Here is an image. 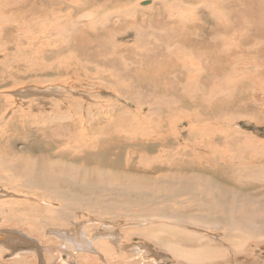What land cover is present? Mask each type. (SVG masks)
<instances>
[{
	"label": "rangeland",
	"instance_id": "1",
	"mask_svg": "<svg viewBox=\"0 0 264 264\" xmlns=\"http://www.w3.org/2000/svg\"><path fill=\"white\" fill-rule=\"evenodd\" d=\"M72 1L77 2L78 0H71L69 4H72ZM87 1L88 5L77 3V6H81L82 10H86L85 12L93 11V13L89 14V19H82L78 23H76L79 20L76 18L78 13L70 14L67 17L73 10L69 4L63 10H55V12H51L52 9L47 4H42L41 1L35 3L34 7L31 4H26V7H23V3H18V0H15L12 4L0 8V128L4 126L6 132V135L0 138V145L8 146L4 150L7 157L18 153L25 156L31 154L30 156L34 157H47L48 155L55 158L56 149L52 148L47 152L45 150L44 145L48 139V134L40 133L51 126L47 125L48 121L54 125L51 116L61 110L70 113H67L70 119L65 121L63 125L69 131L66 130L62 135L74 136L78 130L77 135L81 134L82 136L92 137L94 136V132L90 130L88 125H81L82 121H86L91 116L97 117L99 114L111 115L113 112L116 114V125L122 123V125L126 126L127 131L124 133H127V136H133L136 139L139 137L137 136L139 133L149 134L155 132L156 134L161 128V125L160 128L159 126L156 128L157 122L164 121V118L171 114L170 107L172 103L179 104L178 101L183 99L180 97L182 91L179 90L192 87L190 86L191 84L188 85L189 82L187 84L182 83H186L188 80L187 76H193V88L185 94L183 103L174 108V110L179 111L180 115V120L179 118L174 120L176 121V125L171 124L170 132L174 134L171 135L174 136V139L170 140L167 145L163 144L165 137H163V140L157 141V145L149 142L146 144L148 155L149 151L152 152L150 153L152 156L153 151L157 154L161 150H176L178 148L181 151L193 153L205 146L213 147L210 150L228 149L230 153H234L235 155H238L239 151H241V154L254 155L250 151L251 142L257 144L259 149L264 150V0H210L207 4L217 9L216 13L218 14L213 19L210 18L207 12L205 14L202 9H200L198 18L194 16L192 10L197 7L196 0H166L167 5H170L169 3L178 5L180 2L184 5L186 3L194 5L191 6L192 8L194 7L193 9L179 7L180 9L174 8L170 11H166L164 6L155 3L160 0H134L130 5L134 4L136 6L133 8L137 9L135 14L133 11L124 10L128 8L126 4L122 6L116 5H120L124 0ZM76 2L73 4H76ZM201 7H204V4H201ZM206 11L208 10L206 9ZM158 12L162 14L167 12L173 18L172 20H182L184 23L176 22V24L172 21L169 27H160L159 31L162 35L154 36L160 44L154 45L155 47L150 46V52L157 53L152 54L150 57L145 56V60L142 57L138 58V60L125 59L124 63L126 64L122 66L117 61L119 60L117 57L120 58L123 55L131 57V52H142V47L140 46L141 37L138 35V32H135L134 28L138 26L139 30L145 31L148 29L147 31H149L148 25L151 24V20L156 19ZM58 14L63 17L62 20L64 19L67 22L69 18L70 26H76V30L71 28V31L67 35L63 34L65 30L62 32V28H59V24L53 19V16L59 18ZM108 16L110 18L105 19ZM4 18L5 21H3ZM6 21L12 26L9 30L5 29L7 25ZM74 23L76 24L73 25ZM135 24L136 26H134ZM152 25L155 24L152 23ZM4 30H6L5 33ZM211 30L213 32L209 35ZM154 37L152 36L147 41L153 43ZM194 47L198 48L199 54ZM145 50L146 47L143 48V51ZM166 56H170L171 60L176 62L170 69L177 70L176 65H178L183 74L182 77L180 75L178 78V82L181 83L180 89L178 88V83H173L164 76V73L168 72L167 67L163 66L166 62L164 59ZM203 57L208 59L206 69H208L210 64L216 67L217 64L226 63V72L223 73L219 69L218 74H214V76L210 74L211 77L208 80L213 82V84L205 88L203 87L205 85L202 86L203 66L201 61H203ZM108 59L109 61H107ZM183 63L187 65L182 66L181 64ZM215 67L212 68L217 70V67ZM124 68H129L133 73H139L141 79L148 83L150 88L146 90L141 87L143 92L139 88H132L131 81L134 79L127 74H120V72L124 71ZM105 75L117 79L114 87L108 89L105 82L103 85ZM173 75L179 76V73L174 72ZM173 91L177 93L175 97L172 94ZM131 92L133 94H130ZM159 100L170 104V106L159 107L157 104ZM134 102H138L136 106ZM199 109H203L204 111L203 120L201 121L205 123L202 125L197 120L195 121L196 124H193L194 122L192 123L188 117L191 113L193 117L197 118ZM122 111L129 113V115H124ZM129 116L131 118L133 116L136 123L130 121ZM1 118L3 121L4 119L8 121L6 126V121L3 122ZM105 119L104 121H107ZM76 123H78V128L73 127ZM193 125L197 133L191 134L193 132ZM96 127L98 128L97 124ZM136 127L137 130H135ZM204 127L209 128L208 130H204L206 134L202 130ZM186 130H189L188 133ZM217 131L227 133V137L230 139L242 133L238 140H245L246 144H243L244 146L241 147V143L231 140L223 143L221 138L224 135L220 136V134L216 133ZM162 134L165 135L166 133L162 132ZM114 138L119 137L114 136ZM136 146L140 145H133V147ZM253 149H257L255 145H253ZM117 151L118 147L112 148V158L115 157L114 155ZM128 151H134L130 152V154L138 157L141 149H128ZM118 154H121V152L118 151ZM64 156L66 155L64 154ZM66 157L63 159L68 162H73L77 165H88L89 168L95 167V165L89 163V160H94V157L90 154L83 152L80 157L74 155ZM246 157L251 158L249 156H245L244 158ZM98 164V166L107 171L110 167H114L111 166L112 164L109 166L106 163ZM140 164L141 166H139V163H135L134 160H130L129 167L133 171L138 170L140 167L151 168L150 172H154L157 169L149 165L148 161L144 159L140 161ZM225 168L227 169L223 164H220L217 169L218 176L223 175ZM257 168L258 166L254 169ZM194 170L192 168V171ZM133 171L127 170V173L135 175L146 173ZM188 171H191V169ZM1 172L0 176H3L4 172ZM72 174L78 176L77 173ZM161 174L167 173L163 172L158 175ZM5 176H3V182L2 180L0 181V188L3 187L2 189L7 192L11 191V197L8 196L6 199L4 198L5 200H0L1 202L12 201V199L18 196L15 190L10 187L11 183L14 185L16 183L8 181V179H5ZM6 182H10V185ZM153 185L156 187L155 184ZM147 190L157 194L160 192V189L147 188ZM261 190L263 191L261 192ZM167 191L169 190L167 189ZM241 192L244 196H249L250 199L257 198V201L259 199V202L263 201L264 203V181L254 187L248 186L242 189ZM225 193L226 191L217 192L216 195L223 196ZM102 196H108V199L112 197L110 193ZM125 201L126 199H119L120 203H126ZM12 202L7 203L9 205L16 204ZM175 202H172V205L169 206L172 212L171 217H174L179 209V204ZM27 206V204H21L19 206L20 212L28 210ZM145 206L139 207L136 205L134 211L136 210L135 212L139 215L141 213L138 212L146 209H158L160 211L158 212L162 214L167 210L165 207L162 208L161 205H158V208H152L149 205ZM21 207L22 209H20ZM80 208L78 206V210L84 212ZM119 210L118 213H120L117 217L120 220H127L132 212L130 210L129 213L127 209L123 210V208ZM33 212V215L42 213L38 210ZM100 212H103V209ZM110 215L115 216L114 214ZM79 216L82 217L79 218L82 220L89 218L86 214L85 216ZM165 219L167 220H164L162 223L166 221L167 223H164L166 225L176 223L174 222L176 220H171L170 216ZM153 221L157 222L158 220ZM251 221L256 222V219L252 211H249L248 218L241 220L242 227L240 230L244 234L240 238V241L236 242L237 238L233 236V233L228 238L223 234L226 230H232L229 227L232 222L226 220V211L222 212L219 210L211 218L198 223V229L189 230L194 232V241L189 242L188 238H182V243L178 244L171 240L172 237L166 233L161 232L159 234V232H156V235L151 236L154 240L159 237L161 245H155L156 241H152V244L149 243L145 246L150 249H148L147 253L141 254L139 258L137 256L133 257L138 258L139 264H211L210 262L215 261L217 257L232 252L235 256L225 263L221 262L222 264H243L244 261L249 262L250 258H252V261H250L252 264H264V235L263 241L261 239L258 241L259 233L260 231H264V228L258 231V238H255L254 242L251 243L252 245L248 244L252 239H243L246 236H250L249 233L252 236L256 234V227L251 226ZM102 223L90 225L87 228L89 230H100L102 226L108 224L111 229L118 230V233L121 230L125 231L128 229V231H131L133 228H136L135 226L132 228L131 224L130 226H123L124 224L122 223H118L117 225H112L108 221ZM12 226H9L11 229L8 227H4V229L0 227V229L5 231L15 229L16 231H22V229L18 227L13 228ZM123 234L126 235L125 232ZM23 235L35 241L42 248L51 246L53 241L49 240L50 237L56 238L53 232L45 233L42 237L33 236L28 233ZM221 237L223 238L221 239ZM46 240L49 241L46 242ZM225 241L226 243H224ZM144 242L146 241L142 238L136 237L131 239L129 245L136 246ZM228 245L231 246V251L226 249ZM235 245L238 247V250L245 248L244 251H237ZM249 251H253L252 255ZM11 257L7 256L2 260H12L10 259ZM260 257L263 258L261 259Z\"/></svg>",
	"mask_w": 264,
	"mask_h": 264
},
{
	"label": "bare ground",
	"instance_id": "2",
	"mask_svg": "<svg viewBox=\"0 0 264 264\" xmlns=\"http://www.w3.org/2000/svg\"><path fill=\"white\" fill-rule=\"evenodd\" d=\"M14 1L15 0H0V8L2 6H8ZM39 1H41L42 4H47L52 9L51 12H55V10H63L71 0H18V3H23V7H26V4H31L32 7H34L35 3ZM133 1L134 0H124L122 3H120V5H116L122 6L123 4H126L128 8L125 7L127 9L124 10L133 11L135 14L137 9L133 8L136 6L134 4L130 5ZM209 1L210 0L195 1L197 7H193L194 10H192L195 17L198 16L200 9H202L205 14L207 12V14L210 15V18L212 19L213 17L218 15L216 13L217 9L207 4ZM77 3L88 5V1L78 0L76 4H69V6L73 8V10L67 15V17H69L70 14L78 13V16H76V18H78L79 20L76 23H78L82 19H89V14L93 13V11L85 12L86 10H82L81 6H77ZM155 3L164 6L166 11H170L174 8L178 9L179 7L191 9V6H194L193 4L191 5V3H186L184 5L182 2H180V4L178 5L173 3H169L170 5H167L168 3L166 4V0L156 1ZM201 4H204V7H201ZM206 9L208 11H206ZM159 12L156 16V19L151 20V24L148 25V28H150L149 31H147L148 29L145 31L139 30L138 26L137 28H134L135 32H138V35L141 37L140 46L142 47V52H131V57H125V55L120 58L117 57V59H119L117 61L122 66L126 64L124 63L125 59L138 60V58L142 57L145 60V56L150 57L152 54L157 53L150 52V46L155 47L154 45L157 46V44H160L154 37L156 35H162L159 31L160 27H169V25L172 24V21L173 23H184V21L182 20H172L173 18H171L167 14V12L165 14ZM84 14L88 15L85 16ZM58 17L59 18L53 16V19L57 22V24H59V28H62V32L65 30V33L63 34L67 35L71 31V28L73 30H76V26H70L69 18L67 19V22L64 19L62 20L63 17L61 15L58 14ZM109 18L110 16L106 17L105 19ZM3 21H5V18ZM6 23L7 25L5 29H11L12 26L9 25L8 21H6ZM76 23H74L73 25H75ZM152 23H154L155 25H152ZM134 26H136V24ZM6 30H4V33ZM212 32L213 30H211V33L209 35H211ZM152 36L154 37V42L150 43L147 41V39H150ZM144 47H146L145 51H143ZM194 49L199 54L198 48L194 47ZM164 59L166 60L165 65H163V63L161 64L164 67H167L168 70V72L164 73V76L170 79V81H172L173 83H178V88L180 89L181 83L178 82V78L180 77V75L182 77L183 74L179 66L176 65L177 70L170 69L171 66L176 62L174 60H171L170 56H166ZM202 60V86L205 85L203 86L205 88L206 86L208 87L213 84V82L209 81L208 78L214 76V74H218L219 69L223 71V73L226 72V63L221 65L217 64V70L212 68L215 67V65L212 64H210L208 69H206V63L208 62V59L203 57ZM107 61H109V59ZM181 65L184 66L187 64L183 63ZM129 68L131 69V67ZM129 68H124V71L120 72V74H127L134 79L131 81L132 88H139L140 91H142V87L143 89L148 90L150 88L149 84L141 79L139 73H133ZM174 72H178L179 76L173 75ZM106 77L103 78V85L105 82V85L108 86V89L114 87V83L117 82V79L112 78L111 76ZM187 79L188 80L186 81V83H182L187 84V82H189L188 85L191 84L190 86L192 87H186L187 89L184 88L179 90L182 91V93L180 92V97L183 99L178 101L179 104L172 103L170 107L172 111L171 114L166 116L164 118V121L157 122L156 128H158V126L160 128V125L161 128L157 131L158 133L156 134L155 132L149 134L139 133L138 135L136 134L137 136H139L136 139L133 136H127L128 134L124 133L127 131L126 126L122 125V123L116 125V114L115 112H113L111 115L99 114L97 115V117L91 116L88 117L86 121H82L81 125H88L90 130L94 132V136L92 137L82 136L81 134L77 135L78 130L77 132H75L74 136H67L66 134L62 135L66 130H68L63 125L65 121H68L70 119V117L67 114L69 112L61 110L51 116L54 125H52V123L48 121L47 125L49 124L51 126L46 128L45 131H42L41 133L39 132L40 134H48V139L46 140V144L44 145L45 150L47 152L49 149H56L55 158L48 155L47 157H34L30 156L31 154H28L26 156L18 153L13 154L15 153L14 151L12 153L13 156L7 157L4 150L8 146L0 145V171H2L1 173L4 172L3 176L6 175L5 179H8V181L10 182L16 183L15 185L11 183L10 187L15 190L16 194H18L16 198L12 199L13 202L10 200L7 201L9 203L12 202L16 204L9 205V203L7 202L0 201V227L4 229V227L9 228V226L13 225V228L18 227L23 231H16V229L5 231L0 229V264H4V262L5 264H139V256L148 252L149 248L145 247L146 244H152V241H156L154 243L155 245H161L160 238L158 237L154 240L151 235H156V232H159V234L163 232L172 237L171 240L178 244L182 243V238H188V241L192 242L195 239L194 232H191L189 230L198 229V223L204 222L207 219L211 218L219 210L222 212L226 211V220L228 222H232V224L229 225L232 230H226L223 234H225V236L228 238L230 237V234L233 233V236L237 238L236 242L240 241V238L244 234H242V230H240L242 227L241 220H246L248 218V212L252 211L256 222L251 221V226L256 227V234L255 236H252V234L249 233L250 236L245 235L246 237L243 239H252L248 242V244L254 242L255 238H258V231L264 228V203L262 200V202H259V199L257 201V198L250 199L249 196H244L241 190L248 186H257L259 183H262L264 181V150L259 149L257 147V144L251 142L250 145V151L254 155H245L244 153L241 154V151H239L238 155H235L234 153H230L228 149L210 150L213 147L210 148L206 146V148L203 147L200 150L196 149L197 151H194L193 153H191L190 151H181L180 148L176 150L170 149L171 151L160 149V153L158 152L157 154L155 153V151H153L152 156L150 154L152 153L151 151H149V155L147 153L146 144H148L149 142H152L153 145H157V141H161L163 140V137H165L163 144L167 145L170 140L174 139V136H171L174 134L170 132L171 124L176 125V121H174L176 118H179L180 120L179 111L174 110V108L176 106H180V104L183 103L182 101L184 100L185 94L193 88V76H187ZM176 91L178 92V90ZM130 94L133 93L131 92ZM172 94L174 95V97L177 95V93L174 91L172 92ZM134 103L136 106V103L138 102ZM157 104L159 107L170 106V104L163 103L160 100L157 102ZM122 113L126 116L129 115V113L125 111H122ZM203 116V109H199L197 112V118L193 117L191 113L188 117L192 123L194 122L193 124H196L195 121L197 120L198 123L202 125L205 123L201 121L203 120ZM129 118L130 121L136 123L133 116V119L131 118V116H129ZM104 119L107 121H104ZM4 121H6V124L4 123L6 126L8 124V121L5 119ZM96 124L98 125V128L96 127ZM73 127L78 128V123L73 125ZM195 129L196 128H194L193 125V132L191 134H194ZM208 129L209 128L207 127L202 128L203 131ZM135 130H137V127ZM188 131L189 130H186L187 133ZM162 132H165L166 134L164 135L162 134ZM205 132L206 131H204V133ZM216 133L220 134V136L224 135V137L221 138V141L223 143H227L231 140L233 142L237 141L241 143V147L246 144L245 140H238L242 133H239L240 135L238 134L239 136L237 137L233 136L231 139L227 137V133H221L220 131H217ZM4 135H6V132L3 126V128H0V138L4 137ZM114 136H117L119 138H114ZM135 144L140 146L133 147V145ZM253 145H255L257 149H253ZM116 147H118V151L121 152V154H118L117 151V153L114 155L115 157L112 158L113 155L111 153V150L112 148ZM137 148L141 149L138 157L136 155L130 154L131 151H128V149L134 150ZM83 152L94 157V160H89V163L95 165L94 168H89L88 165H77L73 162H68L63 159L67 158L66 156L69 155L80 157L81 153ZM64 154L66 156H64ZM245 156H249L251 158H244ZM142 159L147 160L149 165L154 166L157 169H154V172H150L151 168L140 167L141 169L139 168L138 170L133 171L129 167L130 160H134L135 163H139V166H141L140 161ZM98 163H106L108 166L112 164L111 166L114 167H110V169L107 171L98 166ZM220 164H223L225 167H227V169L225 168V172L223 173V175L218 176L217 169ZM256 166H258V168L254 169ZM192 168H194L195 170L192 171ZM189 169H191V171H188ZM127 170L146 173H142V175H135L132 173H127ZM163 172H166L167 174L158 175L159 173ZM214 172L215 174H213ZM72 173H77L78 176H75ZM3 176H0V181L2 180V182L4 180ZM153 184H155L156 187H154ZM2 188H0V200L4 198L6 199V197L10 196L11 192L10 190V192H7ZM147 188L160 189V192L159 194H157L152 191V193L147 190ZM167 189L169 191H167ZM222 191H226L223 196L216 195L217 192ZM262 191L263 190H261V192ZM109 193L112 195V197L109 199L107 198L108 196H102ZM11 194L14 196L13 193ZM116 196L119 197L116 198ZM120 198L126 199V203H120ZM172 202L179 204V209L177 210L176 215L174 214V217H171L172 212L170 211L171 209L169 207L170 205H172ZM21 204H27L28 210L20 212L21 210H19V206H21ZM136 205L139 207H143V205H149L152 208L161 205L162 208L165 207L167 210L165 212L163 211L164 214H162L159 213L160 211L158 209H146L142 212H138L141 214L137 215V213L135 212L136 210L134 211ZM78 206H80L84 212H82V210H78ZM121 208H123V210L127 209L129 213L130 210H132V212L130 213V217L128 218L127 216V220H125L124 218V220H120L117 217L120 213H118V211H120L119 209ZM20 209H22V207ZM102 209L103 212H100ZM35 210H38L42 213H36V215H33V211ZM85 214L89 218H85L86 220L79 219L82 218L79 215L85 216ZM110 214H114L115 216H111ZM169 216L171 220H176L174 221L176 223L173 222L174 224L170 223L167 225L164 224L166 221L162 223L164 220H167L165 218ZM153 220L158 221L155 222ZM105 221H108V223L112 225L122 223L124 224L123 226H130L131 224L132 228L133 226H135L137 229H130L131 231H128V229H124L125 231L121 230V232L118 233V230L111 229L108 224L102 226L100 230H89L87 228V226L100 224ZM93 222L94 224H92ZM48 232H53L56 238L53 239L52 237H50L49 240H52L53 243L51 244V246L44 248L40 247L35 243V241L23 235L28 233L33 236L42 237L45 233ZM123 232H125L126 235H124ZM263 235L264 231H260L258 241L260 239L263 241ZM136 237H140L146 242L136 246L129 245L131 239ZM222 238L223 237H221V239ZM49 240H46V242H48ZM224 243H226V241ZM235 247L237 251L240 252H243L245 249L242 248L241 250H238V247L236 245ZM164 248L166 247L164 246ZM226 249L228 251H231L230 249L232 248L230 245H228ZM43 252L45 253L44 255ZM252 253L253 251L250 252L251 255ZM7 256H12L10 258L12 260L4 259L3 261L2 259ZM133 256H137L138 258H134ZM234 256L235 254L230 252L229 254L217 257L215 261H211L210 263H225ZM251 259L252 258H250V261H252ZM249 262L244 261L243 264H252L251 262Z\"/></svg>",
	"mask_w": 264,
	"mask_h": 264
}]
</instances>
